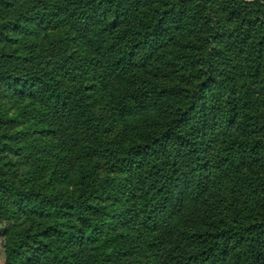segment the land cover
<instances>
[{"label": "clouds", "instance_id": "1", "mask_svg": "<svg viewBox=\"0 0 264 264\" xmlns=\"http://www.w3.org/2000/svg\"><path fill=\"white\" fill-rule=\"evenodd\" d=\"M113 4L106 11L101 0H0V25L20 23L31 34L0 27V41H22L21 52L0 43V148L22 150L0 155V264H264V0ZM122 15L137 25L141 15L161 21L127 59L141 37L132 24L109 35ZM41 19L69 39L41 42ZM189 28L196 51L169 64L158 54L169 40L183 47ZM115 36L125 44L113 48ZM24 48L34 62L4 55ZM149 57L165 67H149ZM137 69L158 79L138 81ZM86 82L96 85L91 97ZM20 88L34 99L21 100ZM46 128L55 131L41 135ZM8 160L18 167H4ZM94 201L100 213L88 207ZM65 204L75 205L70 220ZM47 228L49 251L36 260ZM207 232L220 236L205 244Z\"/></svg>", "mask_w": 264, "mask_h": 264}, {"label": "trees", "instance_id": "2", "mask_svg": "<svg viewBox=\"0 0 264 264\" xmlns=\"http://www.w3.org/2000/svg\"><path fill=\"white\" fill-rule=\"evenodd\" d=\"M101 4L104 5L106 11H111L115 7V5L113 4V0H101ZM97 7H99V6H97ZM138 11H139V9H138ZM168 11H169V9L166 6L162 9V12H163L164 15H167ZM81 15L83 16V15H86V14L85 13H81ZM92 19H93V17H91V16L88 17L89 21H91ZM205 19H207V18H205ZM139 20H140V24L139 25L135 24L131 20V17L127 16V15L118 16L115 19L111 20V24L114 25V28H113L112 33H109V35H114L116 32L120 31L121 29L127 28V26L129 24H132L133 27H138L139 28V31H137L135 33V35L137 37H141L140 43L139 44H136V43L131 44L130 48L128 49L127 56L126 57H121L122 59H127V58H130V57H135V56L139 55V52L141 50V44L149 45V43H150L149 41L143 39V37L151 36L152 33L155 31V29L157 27H159V23L161 22L159 17H153V16H150V15H141ZM97 23H99V21H97ZM43 24H44V21H43V19H41V24L40 25H43ZM210 25H211V20L207 19V23L204 25V27L208 28V27H210ZM0 27H3L4 31L11 30L12 32H17L20 29L22 30V25L20 23L9 24V25H0ZM46 28L49 29L47 26H46ZM149 30H151V31H149ZM176 32L180 33L181 32V28L177 27L176 28ZM0 35H2V33H0ZM187 35H188V40L184 41L183 47H181L179 43L173 44L172 40H169L168 44L171 45V47H167V46L164 47L162 52L159 53L158 55H163L164 53H166L167 57H168V63L169 64L173 63V57H175L176 60H180L182 58H186V57L192 56L193 52L196 51V49L194 48V45L196 44V36L193 34V30L191 28H189ZM203 35H204L203 32H201V38H203ZM217 35H221V34H217ZM175 39H176V37L174 36L173 40H175ZM214 39H215V37H214ZM10 40H11L10 37H5L3 41H0V43H3L5 41H10ZM189 41H192V43L190 44ZM59 42L62 43L63 40H60ZM117 42L120 45H124L125 44V40L124 39H122L120 36H115V40L112 43V47L113 48H117ZM148 51L149 52L151 51L150 46L148 48ZM5 56L7 57L8 60L11 59V58H16L14 56H8V55H5ZM17 59L19 61H22L24 64L32 63V62H34L36 60L35 58H31V57H17ZM152 61H156V60H154L152 57H149L148 60L146 61V63L149 65V67L153 66V65H151V63H153ZM156 62H158V61H156ZM164 67H165V65H163L162 69ZM175 67L179 68V65H175ZM182 71H183V69H181V72ZM144 73L147 74V75H150V77H153V79H155L156 77L158 78L157 74H149L148 71H146L144 69H143V73H142V71L137 69L136 72H135V79L138 80V81H143L146 84L147 83H151V81H149L150 79L148 80L147 76H144ZM77 75H79V73ZM64 78L68 79L70 84H74V85L79 86V81L77 80V78L76 77H72L70 73H64ZM8 79L9 80H14V82L16 81V83L19 84L20 80H22L23 77L16 76L15 78H13L12 76H9ZM179 82L182 83L183 81L180 80ZM27 83H28V81L25 80L24 81L25 86H27ZM10 87H11V85H10ZM121 87L122 88L123 87H128V85H123ZM95 88H96V85L94 83L92 84L90 82H86L84 84V86H83L84 92L86 94H88L89 97H91V94L95 91ZM17 93H18V95H20L22 97H27V98L29 97L32 100L34 99V95L32 93H25L24 88L18 89ZM97 200H101V199H99V197H97ZM62 207L66 210L65 211V215L62 218L71 217L70 212H74L75 211V205L65 204ZM88 207L90 209L93 208V207H96V203L93 202L92 204H89ZM100 211H101V209L99 207H96V212L100 213ZM33 215L44 216V217H52L50 214H46L45 212H40V213L33 212ZM106 215H108V214H106ZM110 218L111 219H116L115 216H110ZM251 227L252 228H257L258 225L256 223H253L251 225ZM51 230L53 231V229H51ZM57 231H59V230L57 229ZM194 236L198 237L199 239H203L204 236L208 237V239L205 240V244H208V243L213 242V240L215 238L219 237L220 233L207 232V233H204V236H200L199 233H196V234H194ZM68 239H69V242H72L71 235L68 237ZM117 239H119V237H117ZM89 240L91 241V238H89ZM95 246L96 247H102L103 246V241H96L95 242ZM47 251H49V249ZM209 251H211V249H209ZM203 254L204 253L201 252V255H203ZM189 259H191V258H189Z\"/></svg>", "mask_w": 264, "mask_h": 264}, {"label": "rangeland", "instance_id": "3", "mask_svg": "<svg viewBox=\"0 0 264 264\" xmlns=\"http://www.w3.org/2000/svg\"><path fill=\"white\" fill-rule=\"evenodd\" d=\"M37 28L41 29V33H42L41 37H40L41 42H43L44 40H47L49 43H54V42H57V41H60V40L64 41V40L69 39V36H68V33H67L66 30H63V29H61V30L47 29L46 26H44L42 28L40 24L37 25ZM45 32H47V35H43V33H45ZM12 33L17 34L19 36H30L31 35L30 33H27L26 31H22L21 29L19 31H17V32H12ZM71 40H72V43H76L75 34H73ZM3 43H6L7 45L14 47L16 49V52H21L20 47H17V46L22 44L21 40H19V39H11L10 41H5ZM32 47L34 49H38L39 45H32ZM4 55L16 57V58H11L9 60H15L17 62H22V61H19L17 59V57H31V58L37 59V57L32 56L31 54L28 53V48H24L23 49V53H21L20 55H16L14 53H5ZM152 62L153 63H151V65H157L158 64L159 68L162 69V67H163L162 64H159V62H156V61H152ZM139 70L142 71V73H143V69H139ZM144 76H147V79L148 80L150 79L149 81H151V83L155 82L158 79L157 77L155 79H153V77H150V75H147L145 73H144ZM90 83H92V82H90ZM9 90L11 91V87L10 86H9ZM16 94L18 95V93H16ZM19 97H20L21 100H24L26 102L32 101V99H30L29 97L28 98L27 97H22L20 95H19ZM8 123L12 124V123H15V122L14 121H9ZM45 131L48 132L49 135H50L53 131H55V129L46 128V129H43L42 131H40V134L43 135V132H45ZM6 152L9 155L13 156V157H19L21 155L22 150L17 151V150H14V149H9L7 145H5L3 148H0V155H3ZM2 162L3 161H0V163H2ZM83 166H85V162L81 163V167H83ZM4 167H6V168L7 167L17 168L18 165L15 164V163H12L11 160H8L7 163H4ZM67 190L69 192H74L75 191V187L70 185V186H68ZM97 201L99 202L100 205H104L106 203V201L102 200V199L101 200H97ZM37 217L40 220H51L52 219V217H44V216H37ZM71 218H72V216L71 217H66V218H63V219L70 220ZM51 229L52 228H47V229H45V232H43V233L41 232L42 234L41 233L39 234L41 236V238H42L41 242L39 241V243L42 244V247H37L36 248V250H35L36 255L34 256V259L39 260V254H43L44 252H47L48 246L46 244H43L42 241H43V239H47L48 238V233L52 232ZM6 234H7L6 232L5 233H0V235H6ZM121 235H123V233H121ZM71 239L73 240V239H75V237L71 236ZM122 255L127 257V256L130 255V253L124 252V253H122ZM29 264H32L31 260L29 261Z\"/></svg>", "mask_w": 264, "mask_h": 264}]
</instances>
